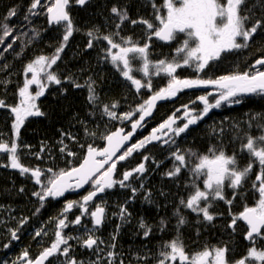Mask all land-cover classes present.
<instances>
[{
  "label": "snow or ice",
  "instance_id": "obj_1",
  "mask_svg": "<svg viewBox=\"0 0 264 264\" xmlns=\"http://www.w3.org/2000/svg\"><path fill=\"white\" fill-rule=\"evenodd\" d=\"M89 0H74L75 4L84 6ZM70 0H49L47 4H42V0H32L24 20L29 24L32 22L31 17L39 16L43 13L37 11L38 8H46L47 22L50 26H59L63 29L62 39L59 46L56 47L51 56L39 55L28 62L23 69V84L18 88L19 102L16 105H7L3 99H0V108H9L14 116L12 129L15 137L19 138L21 127L29 117H42L46 114L41 111L37 101L44 96L50 84L61 85L62 83L71 84L73 88H86L87 101L93 110L101 108L99 95L96 90V81L89 76L84 83H80L79 79L74 75H69L63 80L56 72L52 71L53 66L61 59V53L64 52L68 41L74 32L80 31L73 22L69 13ZM154 9V21L139 18L131 19L127 7L112 6L110 13L117 18L115 22V32L102 34L99 28L88 30L85 35L88 37L86 48L93 49L97 43L106 42V47L101 48V59L109 61L111 65L120 73V75L134 86L139 93L142 88L152 89L150 68L155 69V75L161 73L170 79L167 86L154 92L148 99L140 104L135 112H127L118 115L115 111L118 102L104 104L101 108L102 116H107L110 120L120 119L132 120L136 112L140 113L139 118L132 122L131 131L124 133V129H118L110 134L104 135L102 138L107 142V146L97 149L88 145L86 155L78 167L70 169H60L53 171L52 168L46 169L49 173L46 177L47 183H43L41 177L45 172L39 167L29 168L20 162L18 154V144L16 140L12 142H0V153L7 154L8 164L0 165V167H11L19 171L21 175L30 174L35 184L40 186V191H34L32 194L40 201V208L44 207V202L49 198L56 199L64 196L69 190L82 188L91 182L92 190L82 197V201H68L65 203L63 210L59 216L55 218L56 231L54 233L55 240L50 247L45 248L35 258H29V252L24 250L17 261L13 264H45L50 257L62 255L66 257L63 264H85L82 260H77L69 255L71 245L70 240H77L80 247L91 251L97 256L94 261L89 264H124L123 259L117 260L118 253L116 249V239L119 234L121 225L116 226L115 232L111 235V242L106 243L104 240L96 236L98 231L105 223L107 210L102 204H92L94 199L100 193H104L108 189L114 188L117 184L120 188L130 189L131 196L125 200L124 204L118 205V212L113 213L123 223H130L132 213L129 211L127 204L136 198L139 192L144 191L143 183L139 188L134 187L130 180L139 179L146 171L145 163L141 162L131 170L123 172L122 179H114L117 164L124 161L133 152L144 149L153 141L161 139L165 130L173 132L176 136L184 133L190 125L196 124L208 115L213 108H220L223 103L240 104L242 97L258 95L264 97V70L259 68L255 72H237L228 75L219 76L216 79H181L175 75L178 68L183 66L195 65L197 72L203 71L210 61L221 59L222 54L229 53L250 46V42H254L257 37L264 40V0H163V4L158 6L152 3ZM161 7L166 12L161 11ZM17 15V9L11 8L8 14L0 21V30L3 35L0 36V45H4L7 38L13 36L14 27L9 22L12 17ZM132 25L141 24L145 26L146 42L140 45L134 42L131 37H123L120 35V29L125 22ZM36 36L39 32L33 29ZM182 34V35H181ZM26 35V33H25ZM119 37V41L116 39ZM156 40L172 43L176 42V55L171 59H161L153 63L149 60L150 42ZM19 36H16L10 43L4 47L3 51L7 52L12 49L13 44ZM19 55V53L17 54ZM140 60L141 66L136 69L143 73V77H148L147 81L136 78L133 73V61ZM260 66L264 68V58L255 60L252 67ZM5 69L7 65L3 66ZM10 81L4 80L0 83L6 87ZM33 86L35 91L33 92ZM213 88L216 89V98L214 103L210 102L207 95L199 96V101L203 104L201 112L193 115L185 105L184 119L182 126L177 124L176 117L170 116L167 120L154 128L152 133L132 144L122 154L117 156L124 144L129 141L136 130L142 127V123L146 117L152 115V111L159 100H165L175 97L177 93L183 89L190 88ZM61 93H66L67 89H61ZM208 95H212L209 93ZM93 113L90 112L89 115ZM252 119H255L253 117ZM84 126L85 135L96 136V132L89 131L85 121H78ZM253 125L249 123V128ZM259 135H252L250 132H244V137L237 132L235 139L240 140L239 153L246 154L248 160L245 166H239L237 152L227 154L223 147L217 148L215 145L208 149L207 154H197L191 150L187 153L173 150L171 157L174 161L172 169L164 173L169 178H177L181 175L182 169L187 168L189 175L192 177L190 187L191 191L187 198L180 199V205L183 208L195 213L198 217L202 216V221L211 224L218 214L210 212L214 201H223L229 205L228 215L231 217L226 227L231 229L232 233H236L240 229V223L244 225L243 238L248 242L246 253L238 259H230V249L225 243L223 246L205 245L202 250L194 253L186 251V246L179 235V229L187 223L180 209L176 210L177 215V236L167 242H164L158 252L156 264H264V246L258 247V242H264V125H258ZM215 131V130H214ZM224 129L221 128L217 135H222ZM62 139L59 143L64 144V137L75 140L76 137L71 136L61 130ZM246 138V139H245ZM168 143V141H164ZM83 147V145H81ZM67 145L60 148L61 153H65ZM43 150V149H42ZM68 156L75 153L67 151ZM116 157V159H113ZM149 157L144 156L143 160L148 161ZM107 165V167H105ZM258 166L255 173V179L252 180L251 188L254 194H258V198L254 206L244 205L243 210L238 213L231 211V205L240 195V189L253 173L254 167ZM159 167V163H157ZM201 181L202 188L197 181ZM233 190L232 198L225 196V189ZM23 191V188L20 189ZM163 195V193H161ZM151 192L144 196L146 202L151 203ZM203 202V204H202ZM92 210H89V205ZM74 207H78L81 214H87L91 218L92 228L82 225V215L75 216L72 221H67L66 213L70 212ZM40 208L36 211L39 212ZM219 215H222L219 214ZM27 223V218L19 221V226L15 230H10L11 239L18 240L17 233ZM164 221L161 220L160 231L164 230ZM81 225L85 228L82 236H66L63 230L69 225ZM139 228L143 230V237L147 239L153 234V229L143 219L139 222ZM42 231H36L35 236H40ZM199 235V231L197 232ZM101 245H104L102 248ZM9 247L8 244L4 245ZM108 249L106 255L101 257V253ZM138 261H147L149 257L137 255L134 257Z\"/></svg>",
  "mask_w": 264,
  "mask_h": 264
},
{
  "label": "trees",
  "instance_id": "obj_2",
  "mask_svg": "<svg viewBox=\"0 0 264 264\" xmlns=\"http://www.w3.org/2000/svg\"><path fill=\"white\" fill-rule=\"evenodd\" d=\"M31 2L32 0H0V21L11 8L17 9V15L12 17L9 22L10 26L15 29L13 36L7 38L4 45H0V81H10L6 87L0 83V99H3L7 105L14 106L19 102L18 88L23 84L25 65L39 55L51 56L56 47L59 46L63 35L61 27L48 26L46 8H38L37 11L43 14L31 17L32 22L30 24L24 20ZM48 2L49 0H42V4ZM153 2L158 6L163 4V0H90L84 7L78 8L74 0H70L68 10L74 24L80 31L74 32L64 52L61 53V59L57 62V65L53 66L52 71L56 72L62 80L69 75H74L82 84L91 76L96 81V90L100 98L98 103L101 108L104 104L118 102V107L115 109L118 115L135 112L144 100L160 89L159 86L162 82L150 77L152 82L151 91L142 88L138 93L134 86L125 80L109 61L101 59V48L106 47V42H99L93 49H87L88 37L85 33L94 27L99 28L102 34L115 32L114 21H118L110 13V9L114 5L120 8L127 7L131 19L145 18L154 21ZM250 2L252 0H249ZM161 11L166 12L162 7ZM33 29L39 32L38 37ZM119 31L121 36L131 37L134 42H138L140 45L146 42L144 25H132L126 21ZM2 35V30H0V36ZM16 36H19V39L13 44L12 49L4 52V47ZM116 39L119 41V37ZM255 43V47L258 46V48L254 51V62L256 59L264 58V40L257 37ZM150 44L151 46L157 45L154 39ZM169 46L170 50L162 52L160 55L167 60H171L176 55L175 48L178 45L176 42H172ZM18 53L19 55H17ZM149 58L152 61L151 55ZM132 63V74L136 78L142 79V81H147L149 78L143 77L142 72L136 70L139 68L136 60ZM4 65H7L6 69L3 67ZM221 65L226 68L227 62H223ZM252 65L253 63L251 67ZM175 75L181 79L203 78L202 74L195 70L194 64L193 66L178 68ZM61 89H67L66 93H61ZM32 90L35 91V86ZM87 95L86 88L76 89L68 83L50 84L45 95L37 101L41 111L46 115L29 117L21 127L18 139L12 129L13 114L9 108H1L0 142L10 144L15 139L19 146L20 162L29 168L39 167L44 171L45 174L41 179L45 184L47 183L46 177L50 175L46 172V169L52 168L53 171H59L60 169L78 167L86 155L88 145L101 149L105 142L102 138L104 135L121 128L128 129L131 121L110 120L107 116H102L101 108L93 110L92 106L88 104ZM242 101L239 106L223 104L219 111L212 112L207 119L201 120L192 127L186 133V137L179 140L175 149H172L171 145H167L166 149H161L160 146L150 144L147 145L146 149L133 152L132 156L118 163L115 176L117 180L122 179L124 171L131 170L143 162L144 156L149 157L146 161L148 172L150 173L154 169L155 172L146 182V178H143L140 182L136 178L129 181L137 188L141 183L144 184V191L139 192L136 198L127 204L129 211L132 213L130 223H123L117 216L114 215L115 218L111 216L113 213L118 212L117 206L124 204L125 200L131 196L130 189H122L117 184L114 188L101 194L92 203H101L107 210L106 221L101 229L97 231L100 239L106 243L111 242V235L115 232L116 226L121 225L115 241L117 245L115 251L118 253L117 260L123 259L124 264H156L159 258L158 252L164 243L162 239L168 238L169 235L163 234L162 237L160 232H153L145 239L142 235L143 230L139 228V222L143 219L153 230H157L161 228V220H163L165 222L164 229H176V210L178 208L187 221L181 228L194 227L202 229L204 234L209 237H215L219 230L225 232L226 225L231 219L228 215L229 205L223 201H214L210 212L218 214L216 219L211 224L207 222L197 223V220L202 221V216L192 217L189 210L180 205V199L187 198L191 191L190 187H185L186 184L190 185L192 181L187 168L182 169L181 175L174 179L165 176L164 173L172 169L174 163L173 160L166 161V158L171 155L173 150L177 149L182 153L191 150L197 154H207L208 149L215 145L217 148L223 147L229 155L234 151L237 152L238 159L248 158L246 154L239 153L240 140L235 139V136L237 132L240 133L242 138L244 132H250L254 136L260 134L257 126L264 125V97L253 95ZM185 105L187 103H183V96H180L173 103L164 105L163 108H173L174 112ZM90 112L93 114L89 115ZM138 114L136 112L132 119L136 118ZM170 116L169 111L163 113L159 108L153 119L146 124L142 133L136 135L132 144L147 137L152 129L159 127ZM253 117L255 119H252ZM78 121H85L88 130L96 132L97 135H85L84 126ZM250 122L253 125L252 128H249ZM221 128L224 129L223 134L217 135ZM61 130L76 137V139L72 140L64 137V144L59 143L62 139ZM64 145H67V149L65 153H61L60 148ZM152 148L153 150L150 151ZM69 150L75 155L68 156L66 153ZM8 163L7 154L0 153V165ZM157 163H159V167H157ZM255 170V173L259 170L258 166L255 167ZM249 182L250 178L245 182L244 187L239 190L240 195H237L233 201L231 205L233 213L242 211L245 204L254 206L258 194H254L252 188L248 186ZM197 184L202 188L201 181L198 180ZM21 188H23L22 192L20 191ZM91 190L90 183L84 193L77 196L70 195L59 202L45 201L44 207L40 208V201L32 194L34 191H40V186L33 182L30 174L21 175L18 170L11 167H0V264L5 260L17 261L24 250L29 252V258H35L45 248L50 247L55 240V218L59 216L65 203L68 201H82V197ZM148 192L152 194L151 203L144 200V196ZM232 194L233 190L226 187V198L231 199ZM37 208H40L39 212L36 211ZM89 210H92L91 204ZM221 213L222 215H219ZM77 215H82L81 211L78 207H74L66 213L67 221L74 220ZM22 218H27V223L21 228L25 235L18 244L10 250H6L4 245L7 239L10 238V230H15ZM82 225L92 228L91 218L87 214L82 215ZM81 227V225L76 227L70 224L63 232L66 236H77L76 231ZM36 231H42V234L35 236ZM212 242L220 246L225 243L228 244L226 240L215 239ZM69 244L72 246L69 252L71 257L82 261H86L91 257L90 252L80 247L77 240H70ZM3 254L4 258L1 259ZM137 255L147 256L149 259L138 261L134 258ZM65 259L66 257L62 255L51 257L52 262L58 261L61 264L66 261ZM103 264H106V262L103 261Z\"/></svg>",
  "mask_w": 264,
  "mask_h": 264
},
{
  "label": "flooded vegetation",
  "instance_id": "obj_3",
  "mask_svg": "<svg viewBox=\"0 0 264 264\" xmlns=\"http://www.w3.org/2000/svg\"><path fill=\"white\" fill-rule=\"evenodd\" d=\"M249 4H251V2ZM153 39H154V41L156 42L157 45L156 46H151L149 48V56L151 55L152 62L155 63V62H158L161 59H165L164 57H162L160 55H161L162 52L170 50V46H169L170 43H163V42H160V41L156 40L155 38H153ZM255 41H256V39H255ZM255 41L254 42H250V46L248 48H246V49H241V50H237V51H233V52H229V53H224V54H222L220 60L210 61L209 65L203 71H201L200 74H202L204 79H216L219 76L233 74V73H237V72H244V71L255 72V71H257L258 68L260 70H264V68H260L259 66L251 67V64L255 63L254 62V51H256L257 48H258V46L255 47L256 46ZM149 60H150V58H149ZM235 61H237V63L234 64ZM136 62H137V64L140 67L141 66V61L137 59ZM223 62H227L226 68L222 67L221 64ZM239 65H240V67L238 68ZM150 71L153 73L151 75V77L154 80H156L158 82H162L160 84V86H159L160 89L167 86V83H168V81L170 79L169 77L166 78V75L163 74V73H161L158 76L155 75L154 74L155 73V69L154 68H150ZM141 75L143 76V73H141ZM216 92H217V90L213 89L211 87H209V88L198 87V88L183 89L182 91L177 93V95L174 98L167 99L164 102H162V103H160L159 105L156 106L152 117L150 118V120H148L143 125L141 131H137L136 132L132 143L134 142V140L136 138V135L142 133V131L145 129L146 124H148L153 119L154 115L156 114V112H157V110L159 108H161L163 113H165L166 111H169V113H171V116L174 115L176 117L177 124L174 125V127L175 126H182V124L186 122L185 119H184L185 108L182 107V108L176 109L173 112V108H170V107L167 106L168 108L166 109V108H163V107H165L166 104H168V103H173V101H176L180 96H183V103H187L188 110L192 111L193 115H195V114L201 112L202 109H203V104L199 101L198 97L202 96V95H207L209 101L214 103L215 98H216ZM209 93H212V95H208ZM251 96H253V95H251ZM251 96H244L241 99L242 100L243 99H247V98H249ZM223 104H228V103H223ZM240 104H228V105L229 106H239ZM220 108L211 109L209 111L208 115L205 116L203 119H207L212 112L219 111ZM139 115H140V113L137 115L136 118L132 119L130 121V123L132 121H135L139 117ZM200 121H198L196 124H198ZM196 124L190 126L184 133H181L180 136H176L173 132H171L169 130H165L164 133L160 134L161 135V139L158 140V141H153L151 144H153L154 146H160L161 149H166L167 145H171L172 149H175V147L179 143V140L184 139L186 137V133L192 127H194ZM128 129H129V126H128ZM128 129H125V130H128ZM152 130L150 131L149 135L152 133ZM164 141H168V143H164ZM148 145H150V144H148ZM103 147H104V145H103ZM146 147L144 149H146ZM151 150H153V148L150 149V151ZM123 151L120 154H122ZM170 157H171V155L166 158V161L173 160ZM238 160H239V166L243 167V166L246 165L248 158L243 157V158L238 159ZM120 162H123V161H120ZM143 163H145L147 171L142 176H140L139 179H137V181H139V182L143 178H146L145 182L148 181L152 177L154 172H155V169H154L152 172L149 173L148 172V167L146 165V161L143 160ZM117 170H118V164H117V169H116L115 176L117 174ZM255 171L256 170H255V167H254L253 173L250 175V182L248 183L249 187H251L252 180L255 179ZM115 176H114V179H115ZM32 180L34 182L33 178H32ZM135 181H136V179H135ZM74 196H77V195H74ZM202 204H203V202H202ZM189 212L192 215V217H198L195 213H192L190 210H189ZM75 226L78 227L79 225H75ZM243 228H244V225L241 222L240 223V229H238L236 233H232L231 229L226 228L225 232H224V230H221V231L219 230L215 237H209L208 235L204 234V230H202V229H198V228H194V227L193 228L184 227V228L179 229V235H180L181 239L183 240V242H184V244L186 246V251H188L189 253H194L196 251H200V250L203 249V247L205 245L220 246V245H217V244L212 242L215 239L226 240L228 242L227 246L230 249V252L228 254L229 258L230 259H238V258H240L242 255H244L246 253V250H247V247H248V242L245 241L244 238H243V235H244L243 234ZM198 231H199V235H197ZM153 232H160L161 236L163 234H168L169 237L165 238V239H162L163 242L170 241V240L174 239L177 236V230L174 229V228L164 229L163 232H161L160 229H157V230H153ZM17 235L19 236L18 240H12L11 239V234L9 235L10 238L7 239V241H6V244H8L9 247L5 248L6 250H10L12 247H14V245L18 244L20 242V239L22 240V238L25 235V233H24V231H22L20 229V231L17 233ZM20 235H21V237H20ZM96 236H99V235H96ZM257 246L258 247L264 246V242H258ZM85 250L90 252V255L92 256V254H91L92 252L91 251H89L87 249H85ZM51 262L52 261H51V257H50L49 261H46L45 264H50ZM2 264H13V262H11V260H5V261L2 262ZM20 264H25V262L24 261H20Z\"/></svg>",
  "mask_w": 264,
  "mask_h": 264
},
{
  "label": "water",
  "instance_id": "obj_4",
  "mask_svg": "<svg viewBox=\"0 0 264 264\" xmlns=\"http://www.w3.org/2000/svg\"><path fill=\"white\" fill-rule=\"evenodd\" d=\"M90 1V0H89ZM86 5V4H85ZM84 5V6H85ZM77 6L79 7V8H82L83 6H80V5H78L77 4ZM48 23V22H47ZM49 25V24H48ZM50 26V25H49ZM54 26V25H53ZM159 41V40H158ZM160 42H162V41H160ZM163 43H165V42H163ZM260 67V66H259ZM172 98H174V97H171V98H168V99H172ZM165 100H167V99H165ZM165 100H159V101H157L156 102V106L157 105H159L160 103H162V102H164ZM156 106H155V108H156ZM155 108L153 109V111H152V115H153V113H154V111H155ZM152 115L151 116H148V117H146L145 118V120L143 121V123H142V127H143V125L148 121V120H150V118L152 117ZM139 118V117H138ZM137 118V119H138ZM133 122V121H132ZM132 122L129 124V129L128 130H125L124 129V133L126 134L127 132H129V131H131L132 129H131V124H132ZM190 126H192V125H190ZM189 126V127H190ZM142 127H140V128H138L137 130H136V132L137 131H141V129H142ZM136 132L134 133V135L132 136V138L129 140V141H127L125 144H124V146L121 148V150H120V152H118L117 153V156H119L120 155V153L124 150V149H126L128 146H130L131 145V143H132V141H133V139H134V137H135V134H136ZM107 146V142L105 141L104 142V147H106ZM113 159H116V157H113ZM105 167H107V165L105 166ZM115 176V175H114ZM114 178V177H113ZM90 183V182H89ZM88 185L89 184H86V185H84L82 188H79V189H75V190H69V191H67L65 194H64V196H62V197H59V198H56V199H52V198H49L48 200H51V201H53V202H58V201H61V200H63V199H65L67 196H69V195H79V194H82L83 192H85V190L87 189V187H88ZM109 190V189H108ZM107 191V190H106ZM101 194H103V193H100V194H98V196L95 198V199H97ZM94 199V200H95ZM48 200H46V201H48ZM84 215V214H83Z\"/></svg>",
  "mask_w": 264,
  "mask_h": 264
},
{
  "label": "rangeland",
  "instance_id": "obj_5",
  "mask_svg": "<svg viewBox=\"0 0 264 264\" xmlns=\"http://www.w3.org/2000/svg\"><path fill=\"white\" fill-rule=\"evenodd\" d=\"M96 204H101V203H96ZM111 216L115 218L114 215H111ZM118 219H119V218H118ZM84 232H85V228L81 227L78 231H76V235H77V236H82V235L84 234ZM96 235H97V231H96ZM101 247L103 248L104 246L101 245ZM106 252H107V251H106V249H105V251H104L103 253L100 254L101 257L105 256V255H106ZM91 254H92V256L89 257L86 261H84L85 264H89V261H94V260L97 259V256H96L95 254H93V253H91ZM66 259H67V258H66ZM66 259H65V260H66ZM50 264H61V263L58 262V261H56V262H51ZM62 264H63V263H62ZM101 264H103V260L101 261Z\"/></svg>",
  "mask_w": 264,
  "mask_h": 264
},
{
  "label": "bare ground",
  "instance_id": "obj_6",
  "mask_svg": "<svg viewBox=\"0 0 264 264\" xmlns=\"http://www.w3.org/2000/svg\"><path fill=\"white\" fill-rule=\"evenodd\" d=\"M89 2H90V1H89ZM89 2H88V3H89ZM88 3H87V4H88ZM76 5H77V4H76ZM77 7H78V6H77ZM83 7H84V6H83ZM78 8H79V7H78ZM46 20H47V16H46ZM47 24H48V23H47ZM48 26H49V25H48ZM83 249H84V248H83ZM84 250H85V249H84ZM2 258H4V254L2 255L1 259H2Z\"/></svg>",
  "mask_w": 264,
  "mask_h": 264
}]
</instances>
